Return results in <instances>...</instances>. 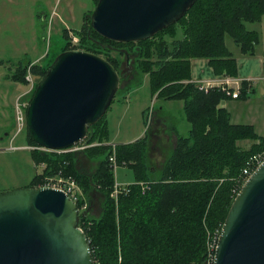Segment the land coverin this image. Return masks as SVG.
Masks as SVG:
<instances>
[{
    "label": "trees",
    "instance_id": "obj_1",
    "mask_svg": "<svg viewBox=\"0 0 264 264\" xmlns=\"http://www.w3.org/2000/svg\"><path fill=\"white\" fill-rule=\"evenodd\" d=\"M92 12L75 31L78 45L73 46L68 29L63 30L66 43L61 52L82 49L105 57L121 75L118 91L131 88L124 84V74L130 82L136 73L148 75L152 96L184 101L191 129L187 135L177 136L176 146L158 170L149 163L146 136L114 148L107 144L110 127L105 114L88 129L82 141L90 145L86 148L30 150L41 170L26 187H39L47 176L75 177L83 191L77 200L79 226L90 241L95 264H204L207 229L223 226L250 156L264 151V136L253 125L232 122L231 113L218 105L231 97L221 87L204 91L190 80L192 60L206 58L216 75L237 76V59L226 38L230 36L243 54L253 55L261 36L247 24L261 21L264 0H196L178 22L151 38L123 43L95 31ZM56 56L32 65L33 73L44 77ZM128 58L130 64L134 60L135 69L128 66ZM31 63L30 58L19 60L10 77L26 84ZM246 90L247 83L242 81L238 97H246ZM26 136L28 146H39L28 127ZM243 140L252 141L249 148L239 145ZM114 150L118 166L129 167L134 175V182L117 197L113 195L115 168L110 161ZM85 156L96 163L94 169H88ZM141 183L147 187L142 188ZM99 195L103 196L101 211L93 215L89 206ZM86 201L88 208L83 209Z\"/></svg>",
    "mask_w": 264,
    "mask_h": 264
},
{
    "label": "water",
    "instance_id": "obj_2",
    "mask_svg": "<svg viewBox=\"0 0 264 264\" xmlns=\"http://www.w3.org/2000/svg\"><path fill=\"white\" fill-rule=\"evenodd\" d=\"M195 2L98 0L91 25L108 39L136 42L178 22ZM120 83L117 69L101 55L82 49L59 53L27 108L36 144L61 150L80 143L106 114ZM228 211L213 264H264V161ZM79 214L76 201L59 188L1 191L0 264H95Z\"/></svg>",
    "mask_w": 264,
    "mask_h": 264
},
{
    "label": "rangeland",
    "instance_id": "obj_3",
    "mask_svg": "<svg viewBox=\"0 0 264 264\" xmlns=\"http://www.w3.org/2000/svg\"><path fill=\"white\" fill-rule=\"evenodd\" d=\"M95 7L96 5L93 0H23V4L18 8H14V6L11 5L10 8L6 9L8 15H5L2 21V24L7 26V31L4 30L2 35L8 34L10 40L7 42V50L1 54H3V58H10L13 62H9V67L6 65L4 66L5 74L15 69L14 63L24 57L31 59L37 58L42 54H49V56L44 59V61H46L53 55L61 53L62 47L66 43V38L63 33H61L62 31L58 30L60 24L63 28H71L72 32H69V37L72 41V45H78L79 37L75 34V31L83 25V16L90 13ZM14 12L18 15H15ZM247 25L257 29L260 27L259 22L254 24L249 23ZM74 29L76 30L74 31ZM179 36H181L180 30ZM74 37H77L78 40H74ZM166 37L170 39L168 34ZM226 42L228 47L233 50L235 49L234 40L231 39L230 36H227ZM124 65L126 69V63H124ZM129 66L132 70L136 68L134 60L131 61ZM1 71L2 68H0V73ZM43 78L44 77L40 75L34 74L32 70L31 72L27 70L26 84H18L11 80L3 81V85L6 86V84H8L10 87L8 91L7 88L3 87L2 93L4 95L2 99L0 98V101H2V103H0V140L3 138V143H0V147H7V149L0 154V163H5V165L8 164V169L4 166V169H1V175L11 178V181L8 182L11 190L28 185L37 171L30 152L32 146L29 145V149L24 148V145H27L26 113L29 103L36 91V86L39 85ZM124 78L130 81L126 78L125 74ZM136 79L137 81H147L149 76L145 75L141 77L136 73L131 80L134 81ZM126 80H124V82H126ZM12 85L13 87H20L19 93L22 91L24 92L18 100H16L17 96L15 95L14 89L11 88ZM134 90L132 91L130 88L129 94L127 93V95L126 93L124 94L122 90L117 91L116 96L106 112V117L111 125H109V127L117 142L123 140H130L131 142L134 138H138V135L145 134L149 130L152 121L154 122L153 125L156 126L157 117L158 122L162 121L167 110H171L170 113L167 114L170 117L166 120V124L168 125L167 131L170 133L172 131V124H175L178 129L177 132L180 133V135L185 134L183 128L188 123L185 118L184 110L181 107V101L173 100L168 106L164 107L166 111L163 112L160 110V102L156 100V98H152L145 84L139 89L138 93H135ZM19 102L21 108L17 105ZM19 108L22 112L21 114L25 115V119H23L22 132L13 139L12 136L17 131L16 127L18 128L19 126L17 123ZM126 108L128 110H126ZM144 109L146 111L145 114H143ZM7 133H9L8 135L10 136H5ZM151 138L153 143L150 145L148 159L150 165L159 170L164 164L162 160L168 157L173 144L170 143L171 141L168 142L167 144L169 145L167 146V150L162 151L163 145L161 146V144L163 139L159 136H151ZM249 143H247V140L239 141V145L243 148H249L251 145ZM78 144L74 145V147ZM85 160V163L90 166L88 169H94L96 163L90 162L86 156ZM131 174L132 170L127 166H118L115 168V176L119 182H122L128 175L130 176L129 178L132 179ZM102 197V195H99V200L95 197V202L93 201L94 203L92 202V206H89L90 212L92 209L93 215L100 214ZM84 203H86V208L83 209H87L88 202L86 201ZM221 229L222 227L214 230L207 229L208 238L209 234H213L216 230L220 231ZM206 260L207 259H205V262Z\"/></svg>",
    "mask_w": 264,
    "mask_h": 264
},
{
    "label": "crops",
    "instance_id": "obj_4",
    "mask_svg": "<svg viewBox=\"0 0 264 264\" xmlns=\"http://www.w3.org/2000/svg\"><path fill=\"white\" fill-rule=\"evenodd\" d=\"M21 4H23V0H0V68H2V71L0 73V98L1 99L3 98V95H4L2 93L3 87L7 88V91L9 90V87H10V85H8V84H6V86L3 85L4 80H6V81L11 80L15 83H18L16 81H14L9 75H11L16 70L17 64L19 63V60H21V59H19L17 62L14 63L15 69L11 70V72L13 71L12 73L10 72L11 74L9 72H7V74H5L4 66L6 65L7 67H9V62L10 63H13V62H12V59H10V58H7V59L3 58L4 56H3V54H1L7 50V47H8L7 42L10 40L8 34L2 35V33H4V30L7 31V26H4L2 24V21L5 17V15H8V11L6 12V9L10 8L11 5H13L14 8H18ZM15 15H18V14L15 13ZM84 16L82 18L83 24H84ZM34 17H35V14H34ZM259 23H260V27L258 29L255 27H249L252 30H257L261 36L260 42L258 44H256L255 53L253 55H246V54H243L242 52H240V48L235 42H234V45H235L234 50L229 47L231 52H233L234 56L237 59V64H238L237 76H235V77L230 76L229 77V76H224V75H216L214 72V69L210 65L208 59L196 58V59L192 60V66H191L192 67V79H190V80L195 82V83L198 81H202V82L206 83L208 81L216 82V81H219L223 78L229 77V78L236 79L239 82L240 89L242 86V81H246V83H247V90H246L247 95H246V97H242V98L241 97H237V98L230 97L229 99H223L220 102V104H218V105L220 107L226 108L231 113V120L234 124L253 125L256 132L259 135L264 136V64H263L264 63V15H263L261 21H259ZM61 26L62 25L60 24L58 30L63 32V30L65 28H63ZM82 26L77 30H80L82 28ZM56 28H57V22H56ZM66 29H68L69 32H72L71 28L66 27ZM75 30L76 29H74V31ZM22 39H24V38H22ZM46 58H47V54L46 55L42 54V55L38 56L37 58H31L30 59V60H32L31 64L34 65L37 63H43L44 59H46ZM124 83H126L128 85V87H131L132 91L135 89L134 90L135 93H138L139 89L142 88L145 84V87L148 88V92L150 93V95L152 94L151 89H150L149 79H147V81H145V80L138 81V82L126 81ZM232 86L236 87L237 85H232ZM11 88H13L15 91V95L17 96L16 100H18V98L24 93L23 91L21 93H19L20 87H18V86L13 87V85H12ZM123 92H125L127 95V93L129 91H127V92L123 91ZM152 98H156V96H152ZM156 100H158L160 102V104H161L160 110H162L163 112L166 111V110H164V107L168 106V104L173 101V100H160L157 98H156ZM175 101H181V107L184 110V107H183L184 101H182V100H175ZM0 103H2V101H0ZM126 110H128V109L126 108ZM170 111L171 110L166 111L167 113H166L165 117L162 118L161 122L157 121L158 117L156 118V126L153 125L154 122L152 121L150 128L148 130L149 133L147 131L145 134L138 135L137 136L138 138L133 139L134 141H137L138 139L146 136L147 143H148L147 144L148 145V158H149V152H150V145H151V143H153L151 136H159V137H161V139H163L162 144H161V146L163 145L162 151L167 150V146L169 145L167 143L170 141H171L170 143L173 144L171 150L176 146L177 136L180 134L177 132V130H178L177 126L175 124H172V126H171L172 131L170 133L167 131L168 125L166 124L167 123L166 120H168L170 118L167 115L170 113ZM145 112L146 111L144 109L143 114H145ZM155 117H156V115H155ZM187 123L188 124H186L183 128L185 130L184 135H187L191 129V124L188 121H187ZM109 125H110V123H109ZM16 130H17L16 133H14L12 136L13 139L19 133L22 132L17 127H16ZM8 134L9 133L5 134V136H7ZM8 136H10V135H8ZM133 140H131V142H134ZM11 142H12V140H11ZM131 142H130V140H123V141L117 142L115 137L112 134L111 129H110V140H109V142H107V144L113 145V148L118 144H125V143H131ZM249 142L252 143V141L247 140V143H249ZM0 143H3V138L0 140ZM24 148L29 149L30 147L28 145H24ZM6 149H7V147H5V146L0 147V154H1V152L5 151ZM166 159L167 158L162 160L163 163H165ZM3 166L6 167V169H8V164L5 165V163H0V187H1L0 191H9V190H11V188H9L8 182L11 181L10 180L11 178L1 175V169H4ZM36 170L38 172H40L41 168L36 167ZM131 175H132V179H130L129 178L130 176L128 175V176H126V178H124V180L122 182H119L117 180V177H116V182L122 183L124 185H129L130 183L134 182L133 172Z\"/></svg>",
    "mask_w": 264,
    "mask_h": 264
},
{
    "label": "built area",
    "instance_id": "obj_5",
    "mask_svg": "<svg viewBox=\"0 0 264 264\" xmlns=\"http://www.w3.org/2000/svg\"><path fill=\"white\" fill-rule=\"evenodd\" d=\"M74 40H78V38L74 37ZM32 65L33 64H30L28 67L29 72H31V70H32L31 69ZM196 84L198 85L199 89L204 90V91H209V89L212 87H221L224 90V92H226L228 95H230L233 98H237L240 94L239 82L236 79L229 78V77L223 78V79L216 81V82L208 81L205 83L202 81H198V82H196ZM232 85H237V86L233 87ZM17 105L20 107V102L17 103ZM20 108H19L18 117H17V123L19 125L18 126L19 130H21L23 128L22 127L23 126V119H25V115L21 114L22 112L20 111ZM82 141L77 146L71 148V150L82 149V148H86L87 146H90L89 144H86ZM36 148L46 149V148H43L41 146H35V147L32 146L31 147V149H34V150ZM61 150H63V149H61ZM61 150H59V151H61ZM110 161H111L114 168L118 167L115 150H114V153L110 157ZM263 161H264V151H261L259 153H256V154L250 156V158L246 164V167L243 169V172H242L243 183L253 173L254 169H256ZM141 184L143 185L142 188L145 189V187H147L145 184H143V183H141ZM40 186H50V187L59 188L62 191L67 192L76 201V203H77V200L80 199V197H83V192H82L78 182L76 181L75 177H73L71 175L57 174L54 176H47L45 178L44 183ZM126 186L127 185L116 182L113 195L115 197H117L119 191H121L122 188H124ZM83 208H86V203L83 204ZM220 233H221V230L220 231L216 230L213 234H209L208 244H207V258H206L207 260H206L205 264H213L214 263L215 250L217 248V243L219 240L218 237L220 236Z\"/></svg>",
    "mask_w": 264,
    "mask_h": 264
}]
</instances>
